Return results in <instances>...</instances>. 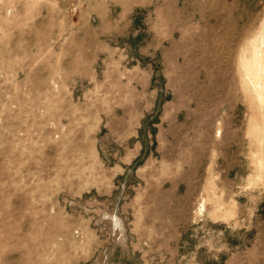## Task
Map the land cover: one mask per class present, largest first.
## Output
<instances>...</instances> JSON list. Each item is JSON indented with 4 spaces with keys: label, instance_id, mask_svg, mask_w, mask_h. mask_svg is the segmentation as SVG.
<instances>
[{
    "label": "rangeland",
    "instance_id": "rangeland-1",
    "mask_svg": "<svg viewBox=\"0 0 264 264\" xmlns=\"http://www.w3.org/2000/svg\"><path fill=\"white\" fill-rule=\"evenodd\" d=\"M0 264H264V0H0Z\"/></svg>",
    "mask_w": 264,
    "mask_h": 264
}]
</instances>
